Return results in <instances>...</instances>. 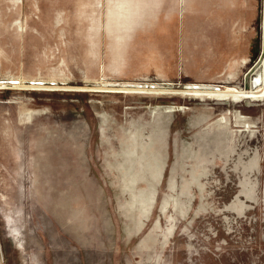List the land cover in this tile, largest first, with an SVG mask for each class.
<instances>
[{
	"label": "rangeland",
	"instance_id": "obj_1",
	"mask_svg": "<svg viewBox=\"0 0 264 264\" xmlns=\"http://www.w3.org/2000/svg\"><path fill=\"white\" fill-rule=\"evenodd\" d=\"M71 7L0 0V264H264V98L121 82Z\"/></svg>",
	"mask_w": 264,
	"mask_h": 264
},
{
	"label": "crops",
	"instance_id": "obj_2",
	"mask_svg": "<svg viewBox=\"0 0 264 264\" xmlns=\"http://www.w3.org/2000/svg\"><path fill=\"white\" fill-rule=\"evenodd\" d=\"M69 1L76 18L107 19L108 31L132 36L114 43L118 60L131 48L146 61L133 71L120 62L114 76L121 82L155 76L231 85L246 82L258 68L260 0Z\"/></svg>",
	"mask_w": 264,
	"mask_h": 264
},
{
	"label": "bare ground",
	"instance_id": "obj_3",
	"mask_svg": "<svg viewBox=\"0 0 264 264\" xmlns=\"http://www.w3.org/2000/svg\"><path fill=\"white\" fill-rule=\"evenodd\" d=\"M264 49V48H263ZM260 69L259 74L260 76L256 77L255 79H252V85L253 87H257L256 90H261L258 92L255 91H246L244 89L235 90L231 89L226 92L219 91V88L215 86H204V85H190V88L192 89H198L201 91H210V94L217 95L216 98L220 100H228L231 99L233 101H238V97H242L243 99H261L264 98V56L260 61ZM260 77V78H259ZM127 88L132 89V91L137 92L140 91L139 84H131L126 86ZM252 87V88H253ZM160 90V89H159ZM242 101V100H241Z\"/></svg>",
	"mask_w": 264,
	"mask_h": 264
},
{
	"label": "built area",
	"instance_id": "obj_4",
	"mask_svg": "<svg viewBox=\"0 0 264 264\" xmlns=\"http://www.w3.org/2000/svg\"><path fill=\"white\" fill-rule=\"evenodd\" d=\"M259 30H260V43H261L260 44V55H259V58L256 62V66L258 65V68H257L256 72L254 73V76H252V77H254V79H255V76L258 74V71L261 67L260 61L264 55V49H263L264 48V0H260ZM138 84H139L140 91H137V92H148V91L157 89V87H165L170 83H153L150 81H140ZM38 85L41 86L42 84H38ZM203 85L204 86H211V85H207V84H203ZM212 86H216L218 88V87H224V84H214Z\"/></svg>",
	"mask_w": 264,
	"mask_h": 264
}]
</instances>
